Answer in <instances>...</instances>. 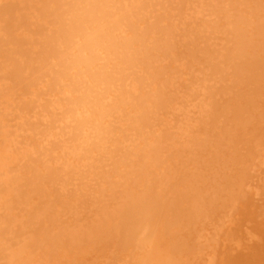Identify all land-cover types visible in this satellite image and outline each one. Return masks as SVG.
Returning a JSON list of instances; mask_svg holds the SVG:
<instances>
[{
  "label": "bare ground",
  "instance_id": "obj_1",
  "mask_svg": "<svg viewBox=\"0 0 264 264\" xmlns=\"http://www.w3.org/2000/svg\"><path fill=\"white\" fill-rule=\"evenodd\" d=\"M108 2L81 83L77 0H0V264H264V0Z\"/></svg>",
  "mask_w": 264,
  "mask_h": 264
},
{
  "label": "clouds",
  "instance_id": "obj_2",
  "mask_svg": "<svg viewBox=\"0 0 264 264\" xmlns=\"http://www.w3.org/2000/svg\"><path fill=\"white\" fill-rule=\"evenodd\" d=\"M114 12L108 0H77L72 11L74 30L70 40L74 47L69 62V74L77 82L102 79L110 63L120 57L119 51L110 46ZM96 100V92L75 93L72 114L65 121L71 134L87 136L98 130L100 118L92 116L97 111Z\"/></svg>",
  "mask_w": 264,
  "mask_h": 264
}]
</instances>
